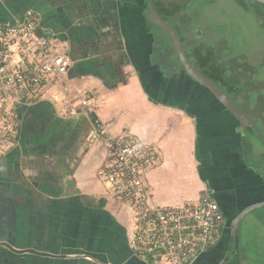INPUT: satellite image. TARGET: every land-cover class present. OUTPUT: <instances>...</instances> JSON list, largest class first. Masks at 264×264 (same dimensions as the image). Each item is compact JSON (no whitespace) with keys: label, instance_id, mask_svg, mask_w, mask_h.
Returning <instances> with one entry per match:
<instances>
[{"label":"crops","instance_id":"crops-1","mask_svg":"<svg viewBox=\"0 0 264 264\" xmlns=\"http://www.w3.org/2000/svg\"><path fill=\"white\" fill-rule=\"evenodd\" d=\"M29 10L37 35L58 41L70 66L61 82L16 102L17 136L0 151V264H158L134 255L130 212L101 182L106 138L136 135L160 148L161 162L148 175L156 206L194 203L208 188L194 118L150 99L142 85L139 68L148 67L133 58L141 0H0V21ZM74 89L93 97L91 117L81 115ZM95 122L103 133L96 137ZM237 161L233 186L223 193L245 208L263 204L264 177L246 158ZM251 212L238 245L224 227L193 264H264V253L255 258L250 247L251 232L264 229V212Z\"/></svg>","mask_w":264,"mask_h":264},{"label":"built area","instance_id":"built-area-1","mask_svg":"<svg viewBox=\"0 0 264 264\" xmlns=\"http://www.w3.org/2000/svg\"><path fill=\"white\" fill-rule=\"evenodd\" d=\"M38 18L33 11L10 21H0V106L38 94L61 82L70 62L55 39L37 35ZM81 115H93V97L74 89ZM98 122L94 137L103 134ZM109 163L99 176L113 200L130 212L129 245L140 259L158 264H193L219 241L223 216L209 194L181 206L160 207L152 203L148 175L160 162L155 146L131 135L106 138Z\"/></svg>","mask_w":264,"mask_h":264},{"label":"flooded vegetation","instance_id":"flooded-vegetation-1","mask_svg":"<svg viewBox=\"0 0 264 264\" xmlns=\"http://www.w3.org/2000/svg\"><path fill=\"white\" fill-rule=\"evenodd\" d=\"M207 1L205 7L212 10L214 8L213 3L216 0ZM231 1L232 4L230 3V5L232 7L236 6L251 12L254 10V12L259 13L256 18L264 32L263 4L254 0ZM141 3L143 10L137 19L140 32L137 40L140 48L137 50V55L133 58L135 62H141L140 67H148L150 69L148 72V69L146 71V69L142 70L139 68V71L143 72L141 76L142 85L150 99L160 105L185 111L191 118H194L198 130H200L199 140L203 144L202 146L198 145L200 152L198 158L199 169L207 181V194L216 202L222 213L223 228L225 227L226 229L227 227L231 233L232 221L246 208L241 204L240 198L239 200L229 198L223 191L233 186L230 172L235 171V164L238 162L237 158L251 157L250 153L252 154L255 151L253 138L248 132L250 129L242 128L239 122L228 113L224 105L215 98L211 91L197 84L188 76L176 53L171 38L159 28L144 23L143 13L147 9L146 0H141ZM152 4L166 26L178 34L181 49L190 66L218 85L224 93L228 94L258 129L256 126L257 121L252 116V113L261 111L264 114V109L260 105L262 104L260 100L264 96L261 95L262 90H259V85L261 86L259 77L264 73V54L257 63L247 61L243 55L226 58L227 60L225 58L220 59L219 57L223 53L222 45L219 46L218 41L215 43L213 41L207 44L202 43L201 39L197 38V35L193 33L195 30L194 21L192 18H188L181 8V10H176V7H171L169 0H152ZM139 9L141 8L139 7ZM208 13L210 14L203 13L207 15L204 16V22L207 28L211 29L212 27L207 25V23H210L209 20L214 18L217 21L219 17L216 12ZM222 24L223 18L221 16V25L216 27L222 26ZM154 31L157 32L156 36ZM163 38H166L168 42L165 43L166 41ZM130 52L132 53V50ZM163 66H166V69H163ZM222 73L231 82V94L227 88H223L215 82V78L220 77ZM239 85H242V90H239ZM251 94L257 95L251 98ZM244 103H246L247 107L243 105ZM258 122L263 127L264 120L260 121L258 119ZM262 127L258 131H262ZM229 132H232V135ZM224 133L227 134L224 135ZM245 137L248 139L246 145L243 144ZM221 187L224 188L222 189ZM236 195L238 196L239 194ZM234 214L237 215L234 217Z\"/></svg>","mask_w":264,"mask_h":264},{"label":"rangeland","instance_id":"rangeland-1","mask_svg":"<svg viewBox=\"0 0 264 264\" xmlns=\"http://www.w3.org/2000/svg\"><path fill=\"white\" fill-rule=\"evenodd\" d=\"M169 2L171 3V7H176V10L181 8L188 18H192L195 26L193 33L197 35V38L201 39L202 43L207 44L212 41L214 43L218 41L219 46L222 45L223 53L222 56L219 57L220 59L225 58V60H227L226 58L229 59L238 55H243L246 57L247 61L257 63L262 58L264 54V32L256 18V15L259 13L254 12V10L251 12L236 6L232 7L230 5L232 2L231 0L214 1V8L212 10L205 7V4L208 2L207 0H169ZM208 12H216L219 17L217 21L216 18L209 20L210 23H207V25L212 27L211 29L207 28L204 22V16L210 14ZM221 16L223 18V24L222 26L216 27L221 25ZM154 35L156 36L157 32L154 31ZM163 39L166 41L165 43L168 42L166 38ZM56 43L60 46L58 41H56ZM163 69H166V66H163ZM259 80L261 81L259 90H262L261 95L264 96V73L261 74ZM66 94L68 96L69 91H67ZM251 95V98H253L257 94ZM262 96L260 97L263 98ZM71 98V96L67 98L66 104L71 101ZM14 100L13 98L6 99L0 106V151L6 150V148L12 144V140L17 136L16 130L18 124L14 112L17 104L16 102L14 103ZM237 102L239 103L238 99ZM260 103H262L260 105L264 109V98L260 100ZM243 105L247 107L246 103ZM260 112L252 113V116L257 121V124H255L258 129L262 127L258 119L260 121L264 120V114ZM262 129L260 133L264 138V125ZM131 136L137 138L136 135ZM156 148L159 153H161L160 148ZM253 148L255 151L252 154L250 153L251 157L246 156L247 164L256 169L264 177V147L256 138H253ZM108 196L110 197V194H108ZM263 212L264 207L252 211L250 216H261ZM258 228L259 227H256L255 231L251 232L253 242L255 243L251 244L250 247L252 248L255 258H261V253H264V229L261 230Z\"/></svg>","mask_w":264,"mask_h":264},{"label":"water","instance_id":"water-1","mask_svg":"<svg viewBox=\"0 0 264 264\" xmlns=\"http://www.w3.org/2000/svg\"><path fill=\"white\" fill-rule=\"evenodd\" d=\"M258 3L264 5V0H254ZM146 12L143 13V21L146 25L157 27L166 33L172 40L176 53L182 63V66L188 76L197 84L207 88L215 98L224 105L225 109L232 115L238 122L242 128L250 129L255 134L259 142L264 147V138L261 135L260 131L255 127L254 124L249 120V118L244 114V112L234 103V101L230 98V96L222 91V89L213 83L211 80L207 79L206 77L202 76L196 69L190 66L188 61L186 60L184 53L181 49L178 34L172 30L171 28L167 27L165 22L160 18L158 13L155 11L152 0H146ZM264 206L263 204H256L250 207H247L245 210L240 212L236 218L231 223V235H232V246L235 244L238 245L239 238H240V230L241 224L246 215H248L251 211L261 208ZM7 247L6 245H4ZM8 248V247H7ZM9 249V248H8ZM13 251V250H11ZM29 253H34L28 251ZM20 253V252H19Z\"/></svg>","mask_w":264,"mask_h":264},{"label":"trees","instance_id":"trees-1","mask_svg":"<svg viewBox=\"0 0 264 264\" xmlns=\"http://www.w3.org/2000/svg\"><path fill=\"white\" fill-rule=\"evenodd\" d=\"M261 7H263V6H261ZM212 69H213V68H212ZM212 69H211V71H212ZM215 79H216L215 82H217V84H219V85L222 86L223 88H227L229 93H230V91H232V90H231V82H230V80H229L228 77L224 76V73L220 74V77H216ZM239 86H240V87H239V88H240L239 90H242V89H243L242 85H239ZM230 94H231V93H230ZM227 117H228V116H227ZM248 132H250V134L253 136V138H256V139H257V137L255 136V134H254L251 130H248ZM231 135H232V134H231ZM244 140H245L246 142L244 141L243 144L246 145L248 139L245 137ZM257 141H259V140L257 139ZM236 215H237V214H236ZM236 215L234 214V217H235Z\"/></svg>","mask_w":264,"mask_h":264}]
</instances>
